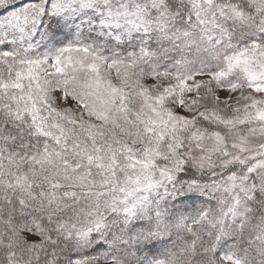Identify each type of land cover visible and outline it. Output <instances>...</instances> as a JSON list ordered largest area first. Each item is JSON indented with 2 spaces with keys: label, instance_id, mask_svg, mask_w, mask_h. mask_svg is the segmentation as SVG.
Returning <instances> with one entry per match:
<instances>
[{
  "label": "snow or ice",
  "instance_id": "obj_1",
  "mask_svg": "<svg viewBox=\"0 0 264 264\" xmlns=\"http://www.w3.org/2000/svg\"><path fill=\"white\" fill-rule=\"evenodd\" d=\"M0 264H264V0H0Z\"/></svg>",
  "mask_w": 264,
  "mask_h": 264
}]
</instances>
